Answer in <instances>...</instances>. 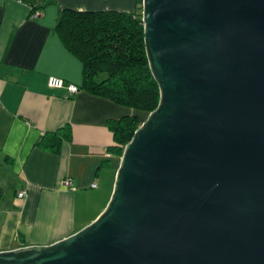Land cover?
Wrapping results in <instances>:
<instances>
[{
	"label": "water",
	"instance_id": "1",
	"mask_svg": "<svg viewBox=\"0 0 264 264\" xmlns=\"http://www.w3.org/2000/svg\"><path fill=\"white\" fill-rule=\"evenodd\" d=\"M158 102L109 197L0 264H264V0H141Z\"/></svg>",
	"mask_w": 264,
	"mask_h": 264
},
{
	"label": "crops",
	"instance_id": "2",
	"mask_svg": "<svg viewBox=\"0 0 264 264\" xmlns=\"http://www.w3.org/2000/svg\"><path fill=\"white\" fill-rule=\"evenodd\" d=\"M32 3L40 4L36 17L29 16ZM135 5V0H0V250L51 243L104 207L119 157L106 152L112 144L106 120L130 109L80 87L72 94L49 87L46 77L81 81L80 60L55 30L62 7ZM65 124L70 136L57 150L39 142L43 132Z\"/></svg>",
	"mask_w": 264,
	"mask_h": 264
},
{
	"label": "trees",
	"instance_id": "3",
	"mask_svg": "<svg viewBox=\"0 0 264 264\" xmlns=\"http://www.w3.org/2000/svg\"><path fill=\"white\" fill-rule=\"evenodd\" d=\"M135 2L133 10L62 7L55 24L67 50L81 62L78 88L130 109L106 120L112 136L106 152L115 155H120L122 146L156 106L159 96L144 51L141 0ZM69 136L65 124L43 132L39 142L57 150Z\"/></svg>",
	"mask_w": 264,
	"mask_h": 264
},
{
	"label": "built area",
	"instance_id": "4",
	"mask_svg": "<svg viewBox=\"0 0 264 264\" xmlns=\"http://www.w3.org/2000/svg\"><path fill=\"white\" fill-rule=\"evenodd\" d=\"M36 5V3H32L29 14L30 17H36L40 14V9ZM46 84L49 87L64 88V90H66L69 94L74 93L78 89V86L75 83L64 81L62 78L54 75H48L46 77ZM68 182V179L64 181L65 184H68ZM91 185H94V183H91ZM22 194L23 190L17 192L18 196H21Z\"/></svg>",
	"mask_w": 264,
	"mask_h": 264
}]
</instances>
